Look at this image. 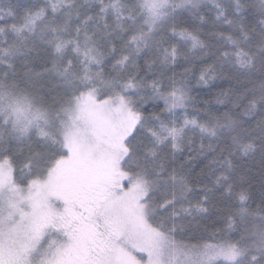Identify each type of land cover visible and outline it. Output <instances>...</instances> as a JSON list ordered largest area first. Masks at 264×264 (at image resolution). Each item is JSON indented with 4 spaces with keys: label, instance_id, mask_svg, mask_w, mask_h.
Listing matches in <instances>:
<instances>
[{
    "label": "snow or ice",
    "instance_id": "snow-or-ice-1",
    "mask_svg": "<svg viewBox=\"0 0 264 264\" xmlns=\"http://www.w3.org/2000/svg\"><path fill=\"white\" fill-rule=\"evenodd\" d=\"M0 264H264V0H0Z\"/></svg>",
    "mask_w": 264,
    "mask_h": 264
}]
</instances>
